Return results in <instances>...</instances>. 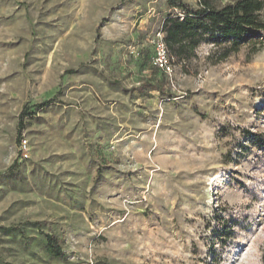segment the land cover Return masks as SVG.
<instances>
[{
  "label": "rangeland",
  "instance_id": "obj_1",
  "mask_svg": "<svg viewBox=\"0 0 264 264\" xmlns=\"http://www.w3.org/2000/svg\"><path fill=\"white\" fill-rule=\"evenodd\" d=\"M169 13L0 0V264H261L264 43L222 62L202 43L167 76Z\"/></svg>",
  "mask_w": 264,
  "mask_h": 264
},
{
  "label": "trees",
  "instance_id": "obj_2",
  "mask_svg": "<svg viewBox=\"0 0 264 264\" xmlns=\"http://www.w3.org/2000/svg\"><path fill=\"white\" fill-rule=\"evenodd\" d=\"M170 9L179 13H169L161 22L159 33L170 59L171 65L187 64L196 59V51L202 43L221 49L219 62L238 53L243 47L264 43V0H196L190 7L182 0H166ZM155 72H161L153 66ZM186 72V71H185ZM145 87L161 93L159 87L146 84ZM17 144L20 143L22 122L19 121ZM233 228L223 224L217 237L230 239ZM48 251L61 256L58 239L45 235ZM264 264V247L261 251Z\"/></svg>",
  "mask_w": 264,
  "mask_h": 264
},
{
  "label": "built area",
  "instance_id": "obj_3",
  "mask_svg": "<svg viewBox=\"0 0 264 264\" xmlns=\"http://www.w3.org/2000/svg\"><path fill=\"white\" fill-rule=\"evenodd\" d=\"M155 58H154V66H156L159 71H161L163 74L170 76L172 73V65L170 63V59L168 57V54L166 52V48L164 46V43L162 41V34L157 33V38L155 40ZM25 145H22V148H24Z\"/></svg>",
  "mask_w": 264,
  "mask_h": 264
}]
</instances>
